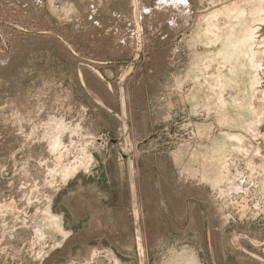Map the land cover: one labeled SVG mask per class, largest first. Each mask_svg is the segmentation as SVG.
I'll list each match as a JSON object with an SVG mask.
<instances>
[{
    "label": "rangeland",
    "instance_id": "rangeland-1",
    "mask_svg": "<svg viewBox=\"0 0 264 264\" xmlns=\"http://www.w3.org/2000/svg\"><path fill=\"white\" fill-rule=\"evenodd\" d=\"M163 1L0 0V264H264V0Z\"/></svg>",
    "mask_w": 264,
    "mask_h": 264
},
{
    "label": "bare ground",
    "instance_id": "bare-ground-1",
    "mask_svg": "<svg viewBox=\"0 0 264 264\" xmlns=\"http://www.w3.org/2000/svg\"><path fill=\"white\" fill-rule=\"evenodd\" d=\"M157 2H159V0H157ZM162 3H165V2H164V1L162 2V0H161V4H162ZM171 3H173L174 5H178L177 3H180L181 6H179V7L182 8L183 5L186 3V0H171ZM161 4H160V6H161ZM165 4H167V3H165ZM165 4H164V5H165ZM173 4H172V5H173ZM174 5H173V6H174ZM168 6H170V5H168ZM168 6H167V7H168ZM175 7H176V6H175ZM175 7H174V8H175ZM161 8H163V6H162ZM186 8H187V7H186ZM177 9H178V8H177ZM182 9H183V8H182ZM170 10H171V9H170ZM180 10H181V9H180ZM148 12H149V11H148ZM181 17H182V16H181ZM227 187H228V186H227ZM241 188H242V187H241ZM238 193H239V192H238ZM213 232H214V230H213Z\"/></svg>",
    "mask_w": 264,
    "mask_h": 264
}]
</instances>
